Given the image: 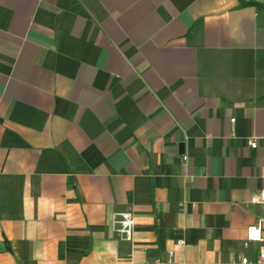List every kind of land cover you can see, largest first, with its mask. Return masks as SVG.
<instances>
[{
  "label": "crops",
  "instance_id": "obj_1",
  "mask_svg": "<svg viewBox=\"0 0 264 264\" xmlns=\"http://www.w3.org/2000/svg\"><path fill=\"white\" fill-rule=\"evenodd\" d=\"M261 190L264 0H0V264H241Z\"/></svg>",
  "mask_w": 264,
  "mask_h": 264
},
{
  "label": "built area",
  "instance_id": "obj_2",
  "mask_svg": "<svg viewBox=\"0 0 264 264\" xmlns=\"http://www.w3.org/2000/svg\"><path fill=\"white\" fill-rule=\"evenodd\" d=\"M248 144L251 148L256 147V141L251 139L248 141ZM183 159H186L183 157ZM252 203L264 204V190H261L259 193L254 195L251 199ZM120 224V228L117 230L119 233L123 234L126 238L130 237L131 228L133 225V220L130 214L125 213L121 215V220L117 221ZM250 242L260 243L257 249V255L254 260L248 259L246 256L240 257L241 264H264V243L261 239V224L258 222L255 225L249 226L246 230V239L245 245Z\"/></svg>",
  "mask_w": 264,
  "mask_h": 264
},
{
  "label": "trees",
  "instance_id": "obj_3",
  "mask_svg": "<svg viewBox=\"0 0 264 264\" xmlns=\"http://www.w3.org/2000/svg\"><path fill=\"white\" fill-rule=\"evenodd\" d=\"M258 8H260V6L259 5H256Z\"/></svg>",
  "mask_w": 264,
  "mask_h": 264
}]
</instances>
